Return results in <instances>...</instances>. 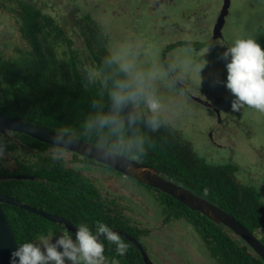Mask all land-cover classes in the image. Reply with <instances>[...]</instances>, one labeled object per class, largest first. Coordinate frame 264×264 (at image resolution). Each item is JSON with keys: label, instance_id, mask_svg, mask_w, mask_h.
I'll use <instances>...</instances> for the list:
<instances>
[{"label": "trees", "instance_id": "trees-1", "mask_svg": "<svg viewBox=\"0 0 264 264\" xmlns=\"http://www.w3.org/2000/svg\"><path fill=\"white\" fill-rule=\"evenodd\" d=\"M54 2L66 10L61 17L54 15ZM72 4L71 0H0V11L11 19L13 36L20 42L11 50L4 49L10 48V43L3 48L0 43V114L18 117L147 163L163 177L233 215L264 244V235L259 237L264 230V203L256 188L237 178L240 167L234 163H208L182 131L148 108L146 94L113 57L108 38L98 22L85 13L81 19L67 15ZM260 40L262 65L248 67L251 88L242 90L246 96H253L264 104V37ZM48 146L49 143L21 132L0 133V175L23 172L33 177H5L0 182V192L46 212L55 211L59 203L76 206L73 221L89 237L113 228L122 229L139 240L149 233L137 229L129 220L133 219L129 206L124 205L120 215L103 210L101 190L95 181L79 168L60 171L52 157L41 154ZM24 151H29L28 156ZM76 155L84 168L97 164L108 172L124 176L110 166ZM43 156L48 162L42 160ZM10 160L16 163L13 169ZM125 177L147 189L141 192L155 201L167 221L186 223L217 264H264L247 242L224 224L157 188ZM67 182L72 185H66ZM3 208L27 264H44L38 247L41 239L58 234L63 227L16 205L3 203ZM104 240L113 247L116 257L118 248L127 251L134 247L120 233ZM136 256L141 255L127 251L120 260L136 264Z\"/></svg>", "mask_w": 264, "mask_h": 264}, {"label": "rangeland", "instance_id": "rangeland-1", "mask_svg": "<svg viewBox=\"0 0 264 264\" xmlns=\"http://www.w3.org/2000/svg\"><path fill=\"white\" fill-rule=\"evenodd\" d=\"M71 1L74 4L67 15L81 19L85 13L98 22L113 57L146 94V106L182 131L208 163L237 164V178L256 188L264 203V104L242 90L251 88L248 67L262 65L264 0H231L223 36L207 47L202 46L214 37L223 0L166 1L157 5V12L153 11L155 2L148 0ZM57 2L54 15L61 17L66 10ZM44 7L52 10L49 5ZM200 16L209 20L206 32ZM13 32L11 19L0 11V43L2 48L10 43L5 50L20 43ZM173 42L176 45L171 48ZM187 88L212 108L192 100ZM26 153L28 156L29 151ZM77 166L104 196L121 202L116 207L119 212L129 206L133 216L129 220L149 232L141 239L149 250L157 252L159 264H217L186 223L165 219L155 201L141 192L147 191L145 187L97 164L92 168ZM263 235L264 230L259 237ZM39 245L44 264L76 263L73 253L77 245L63 236L48 235Z\"/></svg>", "mask_w": 264, "mask_h": 264}, {"label": "water", "instance_id": "water-1", "mask_svg": "<svg viewBox=\"0 0 264 264\" xmlns=\"http://www.w3.org/2000/svg\"><path fill=\"white\" fill-rule=\"evenodd\" d=\"M231 6V0H224L221 13L219 15L218 21L214 27V39L222 37V29L224 27L226 17L229 14V9ZM195 100L200 102L203 105H209V102L203 100L200 97H195ZM220 116L219 111L217 112ZM9 131H17L27 135H30L42 142L49 143L61 148L68 149L73 151L83 157L93 159L100 163H103L107 166L112 167L113 169L120 171L121 173L135 178L153 188H157L177 200L181 201L183 204L189 208L200 211L201 213L208 216L211 220L222 223L231 229L236 235L241 237L247 244L263 259L264 261V244L252 232L247 228L242 222L236 219L233 215L220 208L218 205L210 202L209 200L195 194L190 189L185 188L182 185H179L165 177H163L159 170L147 163L138 161L136 159L129 158L126 155H123L119 152L112 151L110 149L94 145L92 143L86 142L83 139L65 135L62 133H57L55 131H50L44 129L35 124L23 121L18 117H12L0 114V133L8 134ZM18 179L29 178L25 175L17 176ZM5 179L4 176L0 175V181ZM3 203L16 205L33 211L38 215H41L51 221H60L61 218L52 215L46 211L39 210L29 204L23 203L22 201L11 197L9 195L3 194L0 192V264H27L17 239L13 233L11 225L7 219L5 210L3 208ZM65 227L80 235L84 240L85 237L79 232L77 227L69 222L65 221ZM115 232H119L125 237L131 239L137 248L141 250V254L146 262V264H154L144 246L132 238L129 234L124 231L112 230L104 236H109ZM100 238L94 242L97 244Z\"/></svg>", "mask_w": 264, "mask_h": 264}, {"label": "flooded vegetation", "instance_id": "flooded-vegetation-1", "mask_svg": "<svg viewBox=\"0 0 264 264\" xmlns=\"http://www.w3.org/2000/svg\"><path fill=\"white\" fill-rule=\"evenodd\" d=\"M150 2L154 1L155 2V6L153 5V11L154 12H157V5H160V4H164V2H171L173 0H148ZM224 1V0H223ZM222 10V8H221ZM127 12V10L125 9L124 10V13ZM221 13V11H220ZM220 15V14H219ZM201 17V16H200ZM203 17V16H202ZM200 18L201 19V26H203V28L205 29V32L208 31L209 29V20H206V19H203V18ZM207 17V15H206ZM219 18V16H218ZM217 23V22H216ZM213 35H214V32H213ZM213 37V36H212ZM214 42H218V39H214L212 38V40L210 41V43L208 44V46H212ZM175 45H176V42H173ZM174 45V46H175ZM184 88V86H183ZM185 92L187 93V95L194 101L198 102L197 100H195L194 98V95L188 90V88L185 90ZM197 97V96H195ZM200 103V102H198ZM201 104V103H200ZM203 105V104H202ZM205 106V105H204ZM206 107H211L212 108V105L210 104L209 102V105ZM218 112V110H217ZM222 123V122H221ZM224 124H226V127H228L229 125V121H226L224 122ZM228 132H230L228 130ZM9 133V132H8ZM223 133H226V132H223ZM2 134V133H1ZM6 135V134H5ZM223 135L220 136V138L222 137ZM217 142V141H215ZM40 154V153H39ZM42 155H44L45 157L48 156V157H52V162H57L58 165H59V169L60 171H72L74 169H78V166L77 164H81V162L77 161L79 158L77 157V153L73 152V151H70L68 149H65V148H61V147H58V146H55V145H51L48 146L45 150L44 153H41ZM43 156V159L46 162H48L46 160V158H44ZM14 160V159H13ZM12 166H11V169L14 168V166H16V163H13L11 160L9 161ZM16 162V161H15ZM50 164H53V163H50ZM84 165V164H83ZM48 170H50V166L47 167ZM20 175H25L29 178H33L31 175H28V174H25L23 172H18V173H15V174H11V175H8V176H4L6 178H17V176H20ZM36 177V176H35ZM28 179V178H26ZM36 179V178H34ZM45 181V179H43ZM172 181V180H171ZM1 182V181H0ZM66 185H72L71 183H68ZM76 189V188H75ZM74 189V190H75ZM101 196H100V200L103 204L102 206V209L103 210H106V211H111V212H116L120 215L121 211L119 212L116 207H118V203L121 204L120 201H118L116 199V197H113L112 199L110 198V196L107 194H105V196L103 195V192L101 191ZM108 193V192H107ZM4 194V193H3ZM7 195V194H6ZM10 196V195H9ZM11 197H14V196H11ZM16 198V197H15ZM18 199V198H16ZM20 201H22L23 203H26V204H29L21 199H18ZM12 205V204H10ZM30 205V204H29ZM112 205V206H111ZM115 205V207H114ZM32 206V205H31ZM18 207V206H17ZM34 207V206H33ZM36 208V207H35ZM77 207L76 206H72V205H68L66 203H59V205H56V209L55 211H47L48 213L52 214V215H55L59 218H61L62 222L60 221H51L52 223H56L58 224L59 226L63 227L61 228L60 230H58V234L56 235H51V237H55V238H60L61 236L65 237V240L67 242H72L75 245H77L76 249L74 248V253H73V257H74V261L78 264V262L75 260L77 259L76 257L79 258L80 261L83 262V264H126L124 262H122L120 260V256L121 257H124V254L125 252H130V253H134L136 255V252L139 253L141 256H136V260L138 263L136 264H146L142 254H141V250L139 248L136 247V245L134 244V242L130 240V243L132 245H134L133 249L132 248H129L127 251L124 249V248H118L116 250V252L118 253V257H116V255L113 253L112 249L113 247H109L106 243V241L104 240L105 238H109L111 236H113L114 234L116 233H113L109 236H104V234H108L110 231L112 230H117V231H123L122 229H119V228H113V229H110L106 232H102V233H99L97 234L96 236L94 237H89L87 235H85L84 233L81 232V230L77 227L76 223L73 221L76 217H75V213H76V210ZM44 211V210H43ZM115 214V213H114ZM65 221L69 222L70 224H73L77 227V229L79 230V232L82 234L83 237H85L86 240H84L80 235H78L77 233L73 232V231H70L68 230L66 227H65ZM171 222V221H170ZM138 229V228H137ZM119 233V232H118ZM127 233V232H126ZM121 234V233H120ZM129 234V233H127ZM50 235V234H48ZM47 235V236H48ZM132 238L136 239L137 241H139L143 246L144 248L146 249L151 261L154 263V264H159L158 263V260H157V257L158 254L157 252H154L152 250H149L148 247L145 245V243H143V240L142 239H137L135 236H132L131 234H129ZM143 236V235H142ZM100 238L99 242L97 244H95L94 242L97 240V238ZM111 243H114L113 241ZM124 242H119V244H123ZM138 255V254H137ZM156 255V256H155ZM125 258V257H124ZM74 263V264H76Z\"/></svg>", "mask_w": 264, "mask_h": 264}, {"label": "clouds", "instance_id": "clouds-1", "mask_svg": "<svg viewBox=\"0 0 264 264\" xmlns=\"http://www.w3.org/2000/svg\"><path fill=\"white\" fill-rule=\"evenodd\" d=\"M122 174H123V173H122ZM124 176H127V175L124 174ZM124 232H125V231H124ZM115 233H118V232H115Z\"/></svg>", "mask_w": 264, "mask_h": 264}]
</instances>
